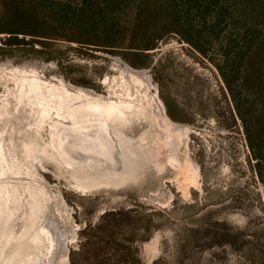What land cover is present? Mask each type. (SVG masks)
<instances>
[{
  "label": "rangeland",
  "instance_id": "obj_1",
  "mask_svg": "<svg viewBox=\"0 0 264 264\" xmlns=\"http://www.w3.org/2000/svg\"><path fill=\"white\" fill-rule=\"evenodd\" d=\"M115 22L123 31L111 45L28 36L14 45L0 34V264H58L65 249L67 264H264L261 118L238 116L212 46L201 55L171 30L142 35L140 25L126 30L130 17ZM114 62L144 72L167 124L186 132L174 139L130 118L120 138L146 146L131 149L128 175L95 186L89 166L71 161L92 162L75 148L99 131L63 123L58 92L71 84L108 97ZM51 208L62 224L57 256Z\"/></svg>",
  "mask_w": 264,
  "mask_h": 264
},
{
  "label": "trees",
  "instance_id": "obj_2",
  "mask_svg": "<svg viewBox=\"0 0 264 264\" xmlns=\"http://www.w3.org/2000/svg\"><path fill=\"white\" fill-rule=\"evenodd\" d=\"M124 17L132 19L130 32L135 24L142 35L171 30L201 55L212 46L238 116L261 118L255 147L264 151V0H0L6 44L28 36L88 45L99 38L111 45L123 31L115 20ZM253 157L257 167L264 165V153ZM257 175L263 181L259 170Z\"/></svg>",
  "mask_w": 264,
  "mask_h": 264
},
{
  "label": "bare ground",
  "instance_id": "obj_3",
  "mask_svg": "<svg viewBox=\"0 0 264 264\" xmlns=\"http://www.w3.org/2000/svg\"><path fill=\"white\" fill-rule=\"evenodd\" d=\"M112 66V69L117 72L118 76L117 79H114V84L111 85L112 88H108L109 91L112 89L109 95H107L108 97H106V95L104 97L98 96L90 90H86L83 87L74 86L71 84H60V89L58 92L59 94L64 93L66 98L64 99L62 96L60 97L62 101L60 103L63 106L62 108H64V113L66 114L67 120L63 123L72 121L75 122V124H79L80 126H83L85 124V128L87 126V128L92 131H95L97 129L99 131V133L96 135L95 140L93 139L90 140L91 142L78 144V146H76L75 148L78 151L80 149L79 154H91L93 159L92 162L88 161L85 164L86 160H82L81 158H79V156L74 159V161H71L74 164L82 166V168L89 166V169L84 172H86L87 177H89L92 181L94 180L95 182H99L101 176L112 177L115 180L117 178H122L124 174L128 173L127 169L135 164L131 149L133 148L134 151H140L143 147L146 146V143L142 141L143 139L134 140L133 138L134 141L127 140L128 142L126 141V143L128 144H125L124 140L122 141V138H120V133L123 134V129L125 128L124 126L126 125V121H130V118H138L140 120L143 119L144 122L148 123L147 125L155 126L158 133H171V135L173 134L174 139H178V137H180V134L184 135V133L186 132V127H171L169 124H167L168 122L163 113L161 104L159 103V101L154 100V97L150 94L151 86L147 82V78L145 77L144 72L134 71L128 67H122V65H120L118 62H114ZM55 90L57 91L58 89L56 88ZM75 120H77V122ZM51 121L52 120L50 119L49 122ZM185 138L187 137L185 136ZM166 144L169 145V143ZM184 146L186 148V145ZM174 158L175 157H173V159ZM171 161L173 162V160ZM185 168L187 169L188 167ZM98 184H101V186H106V183L102 181L97 183L95 186H97ZM178 184H180L179 181ZM183 184L185 185V183ZM55 206L53 205L54 208ZM54 208H51L49 216L47 218V232L49 233L50 240L53 242V245L58 249V252H55L57 256L58 253H60L58 243L62 242L61 239H58V236L62 232V224L56 217ZM65 250L63 251V255L59 257L58 264H67V252L65 253ZM53 255L51 254V252L49 253L50 257H53ZM54 258L56 257L54 256ZM17 262L18 261H16V263Z\"/></svg>",
  "mask_w": 264,
  "mask_h": 264
}]
</instances>
